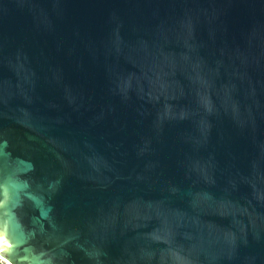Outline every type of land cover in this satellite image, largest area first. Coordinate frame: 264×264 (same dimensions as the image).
<instances>
[{
    "label": "water",
    "instance_id": "95a60500",
    "mask_svg": "<svg viewBox=\"0 0 264 264\" xmlns=\"http://www.w3.org/2000/svg\"><path fill=\"white\" fill-rule=\"evenodd\" d=\"M7 264H264V0H0Z\"/></svg>",
    "mask_w": 264,
    "mask_h": 264
},
{
    "label": "bare ground",
    "instance_id": "6f19581e",
    "mask_svg": "<svg viewBox=\"0 0 264 264\" xmlns=\"http://www.w3.org/2000/svg\"><path fill=\"white\" fill-rule=\"evenodd\" d=\"M0 260H2V261H4V262L8 263L5 259H3V258H1V257H0Z\"/></svg>",
    "mask_w": 264,
    "mask_h": 264
},
{
    "label": "rangeland",
    "instance_id": "374dc122",
    "mask_svg": "<svg viewBox=\"0 0 264 264\" xmlns=\"http://www.w3.org/2000/svg\"><path fill=\"white\" fill-rule=\"evenodd\" d=\"M0 263H2V264H7L6 262H4V261H2V260H0Z\"/></svg>",
    "mask_w": 264,
    "mask_h": 264
},
{
    "label": "flooded vegetation",
    "instance_id": "af4514ba",
    "mask_svg": "<svg viewBox=\"0 0 264 264\" xmlns=\"http://www.w3.org/2000/svg\"><path fill=\"white\" fill-rule=\"evenodd\" d=\"M0 264H2V263H0Z\"/></svg>",
    "mask_w": 264,
    "mask_h": 264
}]
</instances>
